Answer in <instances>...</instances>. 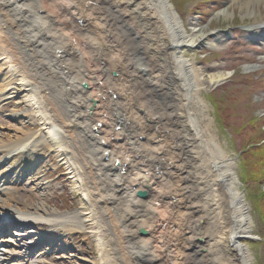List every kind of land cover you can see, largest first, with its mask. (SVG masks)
<instances>
[{"label": "bare ground", "instance_id": "obj_1", "mask_svg": "<svg viewBox=\"0 0 264 264\" xmlns=\"http://www.w3.org/2000/svg\"><path fill=\"white\" fill-rule=\"evenodd\" d=\"M45 1L0 0V62L8 64L0 102L18 98L21 118L38 126L0 146V264L34 263L29 256L58 231L88 233L98 248L108 237L113 251H145L157 233L166 234L155 238L160 249H190L197 236L204 255L176 252L182 264H251L239 242L250 230L236 174L190 103L206 80L181 49L200 45L201 36L184 30L168 0H62L50 19L40 8ZM227 1L255 16L248 9L259 0ZM94 27L99 37L88 38ZM250 29L259 37L264 25ZM46 155L64 166L85 201L81 221L74 214L56 219L42 205L18 207L1 188L29 178ZM160 206L167 222L149 212ZM96 209L105 213L98 218L109 222L105 227L93 222ZM45 212L52 218L41 217ZM33 225L48 230L36 234ZM9 228L11 243L3 238ZM145 231L144 240L137 233Z\"/></svg>", "mask_w": 264, "mask_h": 264}, {"label": "rangeland", "instance_id": "obj_2", "mask_svg": "<svg viewBox=\"0 0 264 264\" xmlns=\"http://www.w3.org/2000/svg\"><path fill=\"white\" fill-rule=\"evenodd\" d=\"M61 1L46 0L40 5L42 13L50 19L51 10L59 12ZM168 2L172 7L171 12L176 14L184 30L189 35H200L203 40L200 45L181 49L190 64L200 70L201 77L206 80L199 92L192 90L191 107L196 110L199 127L206 129L205 135H212L214 142L220 146L225 161L232 164L238 180V190L244 196L250 234L239 239L240 245L248 251L251 264H264V198H260L264 195V32L261 30L260 38L254 37L253 29H250L255 24L264 25V0L249 7L248 10H252L255 16H248L245 7H233L227 0ZM60 25L62 26L61 23ZM116 27L120 30L122 23ZM98 31L94 27L88 33V38L99 37ZM93 32L96 34L92 35ZM77 35L80 36L76 38L83 36L81 33ZM76 50L82 52L79 48ZM81 63L85 69L90 68L91 64L85 58ZM7 66L8 64L0 62V79ZM216 74H224L226 77L210 86L207 77ZM81 85L86 87L85 84ZM23 111L24 107L18 98L11 97L0 102V146L13 142L14 136L22 131L35 133L38 130V126L33 127L27 119L21 118ZM30 173L29 178L1 185L2 189L12 194L18 207L24 204L42 205L44 209L57 213L53 216L56 219L74 214L81 221L87 205L68 179L64 166L55 157L46 155ZM85 187L89 190L87 184ZM159 188L155 187V195L159 194ZM137 196L141 200L145 197L143 194ZM89 204L92 205L91 202ZM162 209L160 206L149 212L151 216L167 222V213L164 215ZM102 213L96 209L93 222L105 215ZM41 217L52 218L47 212ZM98 220L99 223L104 222L102 227L106 226L107 220ZM14 230L9 228L7 232ZM32 230L41 235L48 229L46 225H33ZM36 234L30 238L31 242ZM137 235L144 240L149 239L146 231L143 234L138 232ZM165 235L157 233L151 243L152 247L145 251H113L109 248L108 237H103L104 247L98 248L95 238L88 233L74 231L61 234L58 231L51 241L41 242L29 256L32 258L28 259L34 262L32 264H150L146 262L148 260H155L153 264H182L176 252L184 255V251L189 254L190 250H197L198 257L204 255L206 245L197 236L191 239L190 249H160L155 238ZM3 238L11 243L10 234H5ZM141 254L147 258L145 262L137 260ZM21 258L20 254L17 261L21 262ZM13 263L15 262L8 260L7 264Z\"/></svg>", "mask_w": 264, "mask_h": 264}, {"label": "trees", "instance_id": "obj_3", "mask_svg": "<svg viewBox=\"0 0 264 264\" xmlns=\"http://www.w3.org/2000/svg\"><path fill=\"white\" fill-rule=\"evenodd\" d=\"M262 194H264V192ZM260 198H264V195L262 197H260Z\"/></svg>", "mask_w": 264, "mask_h": 264}]
</instances>
